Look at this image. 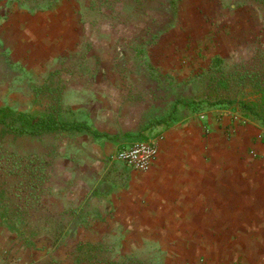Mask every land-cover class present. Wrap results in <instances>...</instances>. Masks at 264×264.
<instances>
[{"label":"rangeland","instance_id":"obj_1","mask_svg":"<svg viewBox=\"0 0 264 264\" xmlns=\"http://www.w3.org/2000/svg\"><path fill=\"white\" fill-rule=\"evenodd\" d=\"M199 1L178 0L171 23L164 14L166 0L144 6L136 0H76L75 45L25 63L0 40V106L53 109L122 144L168 115L177 100L181 108L208 96L255 100L256 89L244 75L264 74V8L241 0ZM204 1L217 3L215 14L206 11ZM220 11L247 21L246 35L239 36L244 42L234 51L227 44L220 49L230 35L228 24L218 23ZM152 36L156 42L148 44ZM217 57L219 70L213 64ZM217 80H229V88ZM241 119L264 129L252 116ZM159 129L154 125L150 133ZM118 142L86 133L21 136L0 128V264H74L69 255L85 241H102L113 255L121 243V255L148 258L149 243L135 249L115 224H95L105 220L101 199L74 193L98 180L102 196L115 184Z\"/></svg>","mask_w":264,"mask_h":264},{"label":"crops","instance_id":"obj_2","mask_svg":"<svg viewBox=\"0 0 264 264\" xmlns=\"http://www.w3.org/2000/svg\"><path fill=\"white\" fill-rule=\"evenodd\" d=\"M75 1L0 0V40L23 63L72 48ZM203 4L215 14L217 3ZM220 13L230 33L220 49L234 51L247 21ZM179 114L151 139L159 152L148 171L115 161V184L102 196L98 180L74 193L101 199L105 220L95 224H115L135 249L149 243L164 264H264V129L226 107L191 113L185 106Z\"/></svg>","mask_w":264,"mask_h":264},{"label":"trees","instance_id":"obj_3","mask_svg":"<svg viewBox=\"0 0 264 264\" xmlns=\"http://www.w3.org/2000/svg\"><path fill=\"white\" fill-rule=\"evenodd\" d=\"M153 0H136L138 5L144 6L145 2ZM178 0H166L164 14L171 23L177 18ZM243 2L254 3L256 6L264 8V0H241ZM153 37V36H152ZM147 41L148 44L156 42L157 37H153ZM222 60L217 57L213 60L215 69L219 70ZM250 78L249 82L256 89V99L247 101H236L229 97H220V99L211 100L210 97H205L197 103H184L191 113L201 112L205 110L218 109L226 107L233 112H237L241 117H253L259 120L264 127V74H254L246 71L244 75ZM245 77V78H246ZM219 83H226L229 88V80H217ZM238 102L237 104H235ZM182 101L177 100L173 110L166 116L159 119H154L149 125L142 128L133 141H150L152 138L161 132L168 130L175 123L180 121L179 114ZM237 105V106H236ZM154 125L160 129L155 133H150ZM0 128L6 132L16 135L25 136H40L43 133H59L67 132L70 134H90L95 140L107 139L110 141L117 140V136H111L108 133H100L92 128L85 120H79L75 117L62 118L57 111L46 109L44 111L29 112L19 111L11 106H0ZM35 185V184H34ZM8 221V219H5ZM9 226H12L10 222ZM122 244H115V255L111 254L109 245L101 242H79L75 249L69 255V261L74 264H164V257L159 254L158 250H152L147 257H140L133 253L121 255Z\"/></svg>","mask_w":264,"mask_h":264},{"label":"built area","instance_id":"obj_4","mask_svg":"<svg viewBox=\"0 0 264 264\" xmlns=\"http://www.w3.org/2000/svg\"><path fill=\"white\" fill-rule=\"evenodd\" d=\"M159 149L154 140L127 141L118 148L115 160L136 171H148L154 164Z\"/></svg>","mask_w":264,"mask_h":264}]
</instances>
